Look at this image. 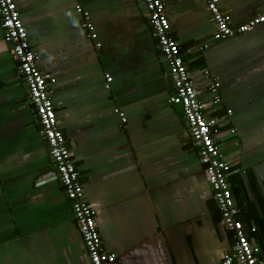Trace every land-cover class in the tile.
I'll list each match as a JSON object with an SVG mask.
<instances>
[{
    "label": "crops",
    "instance_id": "obj_1",
    "mask_svg": "<svg viewBox=\"0 0 264 264\" xmlns=\"http://www.w3.org/2000/svg\"><path fill=\"white\" fill-rule=\"evenodd\" d=\"M162 2L205 112L222 118L217 141L232 166L238 218L252 243L264 247V24L201 52L214 32L206 5ZM16 3L38 66L56 80L58 126L105 250L117 255L116 264H219L235 240L222 224L182 109L169 103L175 83L145 2ZM77 6L89 13L100 48ZM263 6L264 0H220L233 25ZM18 66L0 16V264H91L65 190L49 179L56 164ZM214 82L222 96L216 108Z\"/></svg>",
    "mask_w": 264,
    "mask_h": 264
},
{
    "label": "built area",
    "instance_id": "obj_2",
    "mask_svg": "<svg viewBox=\"0 0 264 264\" xmlns=\"http://www.w3.org/2000/svg\"><path fill=\"white\" fill-rule=\"evenodd\" d=\"M150 14V22L157 46L163 54L175 83L169 103L182 109L188 126V134L193 145L198 150L201 164L204 166L214 199L221 214L224 228L233 234L235 245L219 264H264V247L255 245L248 238L245 226L239 220V210L233 198L229 184L232 166L225 161L218 145L217 134L220 117L207 115L205 105L199 100L193 86L188 64L182 56L179 42L171 36V24L166 15L162 0H143ZM207 7L213 21L214 32L209 41L198 46L203 52L209 48L212 41H223L254 30L264 24V6L262 11L246 22L233 25L232 19L220 7V0H201ZM77 12L82 16L83 27L88 37L97 42L98 35L90 20L88 12L77 6ZM1 28L4 42L12 46V52L17 59L18 73L25 81L30 103L35 107L42 126V137L46 141L49 155L56 164V170L49 179L59 180L65 190L74 219L79 227L82 239L88 250L91 264H116L117 255L105 250L97 226V212L85 200V191L81 175L71 160V153L66 146V138L58 126V117L51 99V87L55 79L47 78L38 66L40 57L34 52L29 40L28 31L21 19L16 0H0ZM100 48L101 44L96 43ZM113 78L106 75V89L110 90ZM211 105L219 107L222 104L220 84L214 82L209 87ZM123 123L127 122L125 114L116 110ZM228 116L232 111L227 112ZM231 133L236 134L232 129ZM252 232H256L253 228Z\"/></svg>",
    "mask_w": 264,
    "mask_h": 264
}]
</instances>
